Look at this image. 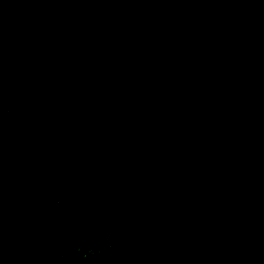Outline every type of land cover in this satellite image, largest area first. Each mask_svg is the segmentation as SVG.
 Here are the masks:
<instances>
[{
    "label": "trees",
    "instance_id": "trees-1",
    "mask_svg": "<svg viewBox=\"0 0 264 264\" xmlns=\"http://www.w3.org/2000/svg\"><path fill=\"white\" fill-rule=\"evenodd\" d=\"M0 264H264V0H0Z\"/></svg>",
    "mask_w": 264,
    "mask_h": 264
}]
</instances>
